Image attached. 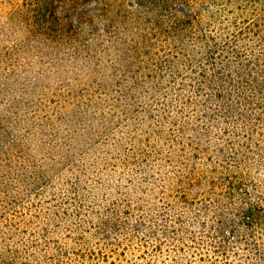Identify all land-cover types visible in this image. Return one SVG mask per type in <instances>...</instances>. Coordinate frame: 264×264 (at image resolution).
Returning <instances> with one entry per match:
<instances>
[{
	"label": "rangeland",
	"instance_id": "obj_1",
	"mask_svg": "<svg viewBox=\"0 0 264 264\" xmlns=\"http://www.w3.org/2000/svg\"><path fill=\"white\" fill-rule=\"evenodd\" d=\"M3 3L0 2V264L69 260L60 252L76 260L74 252L86 250L105 253L107 262L101 264H212L210 260H199L201 255L215 257L211 237L200 224L204 217L197 213L201 212L199 208L191 205L181 215L183 208L167 209L165 205L168 200L178 203L176 198L162 200L161 179L166 173L172 177L175 170L159 160L163 166L147 175L155 176L156 184L148 185L141 181L138 171L145 160L136 165L123 163L124 157L147 148L149 141L168 153V136L160 137L152 131L162 128L169 134L176 126L168 121H182L175 111L183 105L175 99L180 91H169L167 106L162 104L166 101L156 100L159 95L146 96L135 103L131 88L116 73L115 68L121 67H97L51 44L35 49L33 40L21 41L25 35L22 22L10 20L11 7ZM17 46L21 47L19 51ZM185 93L196 97L193 91ZM141 95L145 94L140 91L135 96ZM139 109H146L150 115L145 124L144 114L133 118ZM197 123L192 120L189 125L195 128ZM136 125L143 126L136 129ZM214 132L217 134L211 139L203 140H199L195 129L185 134L182 138L183 143H190L186 148L189 156L194 151L191 139L204 146L210 142L213 147L225 145L226 136L218 130ZM128 138L137 140V150L128 149L132 147ZM115 143L120 149L114 150ZM179 147L174 145L172 156L178 158L176 153L183 152ZM105 151L112 153L111 158ZM205 155H201L200 163L192 158L189 164L210 167ZM219 163L212 162V166L221 169ZM253 175L264 181V172ZM130 180L135 186L151 187V194L146 197L137 192ZM261 218L264 220V211ZM212 220L210 217L208 223ZM181 241L187 243L186 255L178 263L174 258L180 253L177 245L181 246ZM80 260L97 264L87 257ZM237 260L232 256L233 263Z\"/></svg>",
	"mask_w": 264,
	"mask_h": 264
},
{
	"label": "trees",
	"instance_id": "obj_2",
	"mask_svg": "<svg viewBox=\"0 0 264 264\" xmlns=\"http://www.w3.org/2000/svg\"><path fill=\"white\" fill-rule=\"evenodd\" d=\"M0 2L11 7L10 20L22 22L25 35L21 41L33 40L35 49L51 44L97 67H121L115 68L116 73L131 88L135 103L146 96L159 95L156 100L166 101L162 104L167 106L169 91L179 90L175 99L183 105L175 111L182 121H168L176 126L169 134L162 128L152 131L160 137L168 136V153L149 141L147 148L124 157L123 163L136 165L145 160L138 171L141 181L148 185L156 184V177L147 175L163 166L159 160L175 170L172 177L166 173L161 179L162 200L176 198L178 203L168 200L165 205L167 209L183 208L181 215L191 205L201 211L197 212L204 217L200 224L211 237L215 257L201 255L199 260H210L212 264H264V181L253 175L264 172V0ZM188 80L190 83H186ZM140 91L145 95L135 96ZM185 91H193L196 97ZM131 107L132 111L134 106ZM133 114L134 120L144 114V124L150 116L146 109ZM192 120L199 125L192 128ZM141 126L136 125V129ZM194 129L199 132V140L211 139L218 130L226 136L225 145L213 147L210 142L204 146L191 139L194 151L189 156L186 148L190 143H183L182 137ZM135 141L134 138L128 148L132 152L137 150ZM174 145L183 151L176 153L178 158L172 156ZM117 149L119 143L114 145ZM201 155L210 160V167L189 164L192 158L200 163ZM212 162H220L221 169ZM99 182L104 185L102 180ZM129 184L146 197L151 194V187L135 186L133 180ZM210 217L213 220L208 223ZM181 242L175 262L186 255L187 243ZM60 254L69 260L48 264H88L80 260L86 257L97 264L107 262V255L100 251L74 252L76 260L67 253ZM232 256L238 257L235 263Z\"/></svg>",
	"mask_w": 264,
	"mask_h": 264
}]
</instances>
